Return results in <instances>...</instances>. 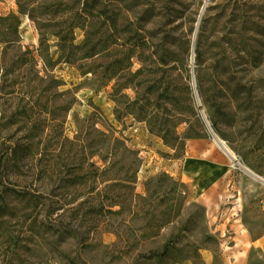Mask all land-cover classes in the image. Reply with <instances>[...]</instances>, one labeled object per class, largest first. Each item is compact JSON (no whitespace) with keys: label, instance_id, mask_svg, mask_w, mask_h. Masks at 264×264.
<instances>
[{"label":"rangeland","instance_id":"rangeland-1","mask_svg":"<svg viewBox=\"0 0 264 264\" xmlns=\"http://www.w3.org/2000/svg\"><path fill=\"white\" fill-rule=\"evenodd\" d=\"M204 4L0 0V264H264L191 66L198 28L203 109L264 179V0Z\"/></svg>","mask_w":264,"mask_h":264},{"label":"water","instance_id":"water-1","mask_svg":"<svg viewBox=\"0 0 264 264\" xmlns=\"http://www.w3.org/2000/svg\"><path fill=\"white\" fill-rule=\"evenodd\" d=\"M211 0H205V4L203 6V9H202V12H201V15H200V19H199V23L201 21V18L204 14V12L206 11L207 9V6L208 4L210 3ZM198 23V25H199ZM197 33H198V28L196 30V33H195V37H194V41H193V45H192V55H191V66H192V81H193V87H194V91H195V96H196V99H197V104H198V107H199V110H200V113L202 115V118L211 134V137L213 139V142L223 151V153L225 155H227V157L229 159H231L233 161V163L235 165H238L239 167H241L245 172H247L249 175H251L253 178L259 180L260 182H262L264 184V179L257 176L256 174H254L253 172H251L248 168H246L245 166H243L239 160H237L236 157L234 158H230L228 156V154L226 153V149H225V141L222 140L218 135L217 133L214 131L209 119L207 118V115L203 109V106H202V103H201V100H200V97H199V93H198V90H197V87H196V78H195V74H194V62H195V56H196V53H195V47H196V37H197Z\"/></svg>","mask_w":264,"mask_h":264},{"label":"bare ground","instance_id":"bare-ground-1","mask_svg":"<svg viewBox=\"0 0 264 264\" xmlns=\"http://www.w3.org/2000/svg\"><path fill=\"white\" fill-rule=\"evenodd\" d=\"M225 149H226V153L228 154V156L230 157V158H234V157H236L235 156V154L229 149V147L227 146V144H225ZM227 156V155H226ZM237 158V157H236ZM229 159V158H228ZM238 160V159H237ZM230 161H232L231 159H230ZM233 162V161H232ZM240 162V161H239Z\"/></svg>","mask_w":264,"mask_h":264},{"label":"trees","instance_id":"trees-1","mask_svg":"<svg viewBox=\"0 0 264 264\" xmlns=\"http://www.w3.org/2000/svg\"><path fill=\"white\" fill-rule=\"evenodd\" d=\"M197 52V59L200 57V51L198 50V47H197V49H195V53ZM196 59V58H195ZM214 129V128H213ZM1 164V163H0ZM2 165V166H1ZM0 165V167H1V173L5 170V168H6V165H4V164H1ZM159 254V253H158Z\"/></svg>","mask_w":264,"mask_h":264},{"label":"crops","instance_id":"crops-1","mask_svg":"<svg viewBox=\"0 0 264 264\" xmlns=\"http://www.w3.org/2000/svg\"><path fill=\"white\" fill-rule=\"evenodd\" d=\"M213 260L210 257H206L205 264H212Z\"/></svg>","mask_w":264,"mask_h":264}]
</instances>
